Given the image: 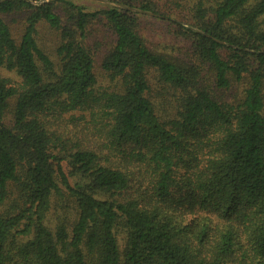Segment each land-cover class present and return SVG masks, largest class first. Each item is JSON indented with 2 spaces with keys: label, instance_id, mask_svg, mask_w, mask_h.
<instances>
[{
  "label": "trees",
  "instance_id": "trees-1",
  "mask_svg": "<svg viewBox=\"0 0 264 264\" xmlns=\"http://www.w3.org/2000/svg\"><path fill=\"white\" fill-rule=\"evenodd\" d=\"M102 1L0 0V264H264V0Z\"/></svg>",
  "mask_w": 264,
  "mask_h": 264
},
{
  "label": "rangeland",
  "instance_id": "rangeland-1",
  "mask_svg": "<svg viewBox=\"0 0 264 264\" xmlns=\"http://www.w3.org/2000/svg\"><path fill=\"white\" fill-rule=\"evenodd\" d=\"M70 1H73L76 4L84 6L86 8V10H88V11L99 10V9H102L106 6L105 2L102 0H70ZM15 17H16V19L21 21L19 19V16H15ZM16 19H15V22L11 23V25L13 26L14 30L16 32H18V30H19L18 29V22H16ZM145 27L147 28V31H148L153 42L158 40V39H164V37L160 36V33L163 29H162L161 25L159 24V22H152V23L147 22L145 24ZM55 40H56L55 34L51 33L48 28H46L45 26L40 28L39 44H40L41 48L46 53H48L49 55H51L54 58L56 57V55H55V48H56ZM3 73L6 74L7 72L3 71ZM101 81L102 82L104 81L103 78L101 79Z\"/></svg>",
  "mask_w": 264,
  "mask_h": 264
}]
</instances>
